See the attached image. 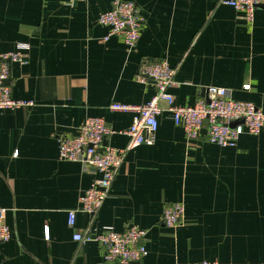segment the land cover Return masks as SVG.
Wrapping results in <instances>:
<instances>
[{
  "label": "crops",
  "instance_id": "obj_1",
  "mask_svg": "<svg viewBox=\"0 0 264 264\" xmlns=\"http://www.w3.org/2000/svg\"><path fill=\"white\" fill-rule=\"evenodd\" d=\"M127 1L144 18L133 48L118 37L104 40L108 29L96 21L111 0H0V54L24 59L9 64L5 85L25 102L0 110V208L10 231L0 264H103V247L73 236L130 226L145 231L141 264H264V128L220 148L204 132L187 140L164 112L154 143L127 152L96 215L79 211L98 175L60 161L58 136L102 118L113 132L103 145L125 148L133 115L108 106L151 99L152 80L137 79L142 64L166 61L175 69L170 93L178 106L219 87L264 112V7L247 25L242 12L218 0ZM176 202L183 221L166 228L162 212Z\"/></svg>",
  "mask_w": 264,
  "mask_h": 264
},
{
  "label": "built area",
  "instance_id": "obj_2",
  "mask_svg": "<svg viewBox=\"0 0 264 264\" xmlns=\"http://www.w3.org/2000/svg\"><path fill=\"white\" fill-rule=\"evenodd\" d=\"M85 2L88 0H69ZM219 4L242 12L244 21L251 25L254 12L264 7V0H218ZM106 27L110 37L120 38L126 47L133 48L139 37L144 18L135 3L127 0H111V8L101 13L96 21ZM24 64L19 53L0 54V110H13L25 105V102L14 100L10 88L5 85L9 77V64ZM175 69L166 61L144 63L140 66L137 79L140 83L152 80L155 93L142 105H124L112 103L108 106L111 112L130 113L132 122L126 131L128 144L117 149L104 146V139L113 132L102 118H87L79 127L75 136H58V159L60 161L77 162L84 167L95 170L97 177L79 199V211L93 218L106 199L112 182L124 161L128 151L141 146L152 145L159 126V117L168 113L175 127L180 128L185 138L196 141L204 132L206 140L220 148H234L239 138L246 134L256 136L264 128V112L252 103L234 100L226 88L207 87L204 96L193 106H178L170 89L174 86ZM248 89V86H244ZM184 206L180 202L166 206L161 221L166 228H175L183 221ZM76 211L67 213V225H75ZM145 231L130 226L123 232L109 230L95 236L86 229L83 234L76 233V242H94L104 248L103 264H141L147 256L143 243ZM10 238V231L5 224V210L0 208V242ZM195 264H219L218 262H198Z\"/></svg>",
  "mask_w": 264,
  "mask_h": 264
},
{
  "label": "water",
  "instance_id": "obj_3",
  "mask_svg": "<svg viewBox=\"0 0 264 264\" xmlns=\"http://www.w3.org/2000/svg\"><path fill=\"white\" fill-rule=\"evenodd\" d=\"M9 78L5 81V83H8Z\"/></svg>",
  "mask_w": 264,
  "mask_h": 264
}]
</instances>
